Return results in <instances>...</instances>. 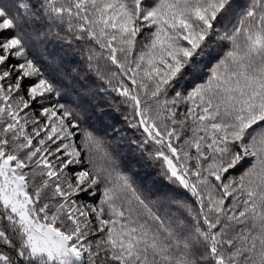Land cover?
Segmentation results:
<instances>
[{
    "label": "snow or ice",
    "instance_id": "snow-or-ice-1",
    "mask_svg": "<svg viewBox=\"0 0 264 264\" xmlns=\"http://www.w3.org/2000/svg\"><path fill=\"white\" fill-rule=\"evenodd\" d=\"M0 264H264V0H0Z\"/></svg>",
    "mask_w": 264,
    "mask_h": 264
},
{
    "label": "trees",
    "instance_id": "trees-1",
    "mask_svg": "<svg viewBox=\"0 0 264 264\" xmlns=\"http://www.w3.org/2000/svg\"><path fill=\"white\" fill-rule=\"evenodd\" d=\"M57 52H59V49L57 48L56 49ZM67 59H69L71 61V63L69 64V67H74L75 66V63H76V60L78 59L77 57H68Z\"/></svg>",
    "mask_w": 264,
    "mask_h": 264
}]
</instances>
